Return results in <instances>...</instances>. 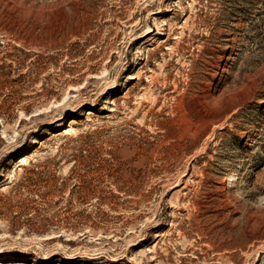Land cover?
I'll return each mask as SVG.
<instances>
[{
	"label": "rangeland",
	"instance_id": "1",
	"mask_svg": "<svg viewBox=\"0 0 264 264\" xmlns=\"http://www.w3.org/2000/svg\"><path fill=\"white\" fill-rule=\"evenodd\" d=\"M20 263L264 264V0H0Z\"/></svg>",
	"mask_w": 264,
	"mask_h": 264
},
{
	"label": "bare ground",
	"instance_id": "2",
	"mask_svg": "<svg viewBox=\"0 0 264 264\" xmlns=\"http://www.w3.org/2000/svg\"><path fill=\"white\" fill-rule=\"evenodd\" d=\"M88 114L89 115H92V113H88ZM65 130L66 131H64L65 132L64 135H69L72 132L70 128L65 129ZM26 162H27V157L26 156L25 157H22L21 164H25ZM229 178H230V181L231 182H234L237 179V173L231 172L230 175H229ZM20 264H26V263H20Z\"/></svg>",
	"mask_w": 264,
	"mask_h": 264
},
{
	"label": "trees",
	"instance_id": "3",
	"mask_svg": "<svg viewBox=\"0 0 264 264\" xmlns=\"http://www.w3.org/2000/svg\"><path fill=\"white\" fill-rule=\"evenodd\" d=\"M80 150H81V154H83L82 152H84V151H85V152H87V151H86V150H84V149H80Z\"/></svg>",
	"mask_w": 264,
	"mask_h": 264
}]
</instances>
